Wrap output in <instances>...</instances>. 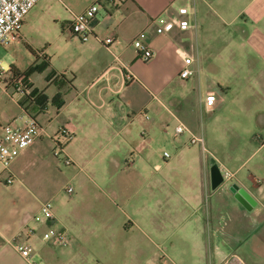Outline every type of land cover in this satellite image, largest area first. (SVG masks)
<instances>
[{
  "label": "crops",
  "instance_id": "obj_1",
  "mask_svg": "<svg viewBox=\"0 0 264 264\" xmlns=\"http://www.w3.org/2000/svg\"><path fill=\"white\" fill-rule=\"evenodd\" d=\"M95 2L93 34L81 43L69 25ZM38 6L41 18L60 26L56 37L26 69L0 60L2 75L10 67L24 74L33 64H47L39 73L46 75L42 88L33 84L38 72L27 75L24 93L12 88L24 96L22 107L0 125L1 135L13 119L34 118L42 129L11 164L12 184L0 166V264H95L87 255L101 256L96 264H106L109 255L146 256L139 264H264V62L232 74L244 86L215 74L216 64L238 61L246 47H264V0H87L76 11L61 0ZM181 8L188 10L191 30L172 23ZM134 40L153 52L151 60L139 58ZM184 67L193 74L182 80ZM200 76L208 81L199 83ZM13 78L16 87L21 80ZM33 90L46 96L44 111L27 99ZM209 92L212 105L204 101ZM57 93L59 108L51 103ZM179 121L203 138L205 151L189 145L188 133H175ZM61 128L71 134L64 155L74 176H102V183L87 186L98 219L79 217L65 200L53 205V221L34 220L53 200L40 196L59 189L63 160L53 154V137ZM211 160L232 174L215 190ZM233 184L252 197L251 210L234 199ZM50 227L66 229L73 241L61 247L44 242ZM15 243L31 247L27 260Z\"/></svg>",
  "mask_w": 264,
  "mask_h": 264
},
{
  "label": "built area",
  "instance_id": "obj_2",
  "mask_svg": "<svg viewBox=\"0 0 264 264\" xmlns=\"http://www.w3.org/2000/svg\"><path fill=\"white\" fill-rule=\"evenodd\" d=\"M41 0H0V47L8 46L11 43L20 41V31L23 25V21L26 15L40 2ZM100 9V3L95 2L90 5L82 13L74 15L70 25L69 31L77 38L81 43L87 42L93 34V21ZM178 17L172 23L182 31L191 30L194 25L190 22L188 17L187 8H181L177 12ZM159 33L161 29L157 30ZM112 40L110 38L105 40V44L110 45ZM133 47L139 58L143 62H148L153 58V52L145 46L139 40L133 41ZM3 68L0 62V80L2 77ZM193 72L184 67L179 73V77L184 80L191 76ZM126 80H132L131 74H126ZM25 87L20 83L16 87L18 93H24ZM205 103L212 105L215 102L214 93H207L204 97ZM41 127L34 120V118H28L24 123L21 117L13 119L9 123L5 124L1 128L0 135V166L4 172L7 173L5 180L6 184H12L14 181L13 173L11 172V164L17 157V155L26 150L32 145L35 140L41 134ZM189 135V145H199L202 150L204 148V140L200 136H196L182 123L178 122L175 127V133L182 135L184 133ZM71 139V134L68 130L61 128L53 137L56 142V148L54 150V156L63 160L65 165H70L71 161L64 155V145ZM166 158H169L167 153H164ZM223 183L230 180L232 174L223 169L222 172ZM68 193L72 192L69 187L66 190ZM53 205L51 201H47L42 204L41 212L34 217L35 222H50L54 220ZM71 236L69 232L64 228H52L47 229L43 235L42 240L50 243L53 246H66L70 242ZM14 248L19 255L27 260L31 254V247L22 244L15 243Z\"/></svg>",
  "mask_w": 264,
  "mask_h": 264
},
{
  "label": "rangeland",
  "instance_id": "obj_3",
  "mask_svg": "<svg viewBox=\"0 0 264 264\" xmlns=\"http://www.w3.org/2000/svg\"><path fill=\"white\" fill-rule=\"evenodd\" d=\"M68 9L71 10H78L86 5L87 0H61ZM44 3V1H43ZM37 6V5H36ZM34 7L28 16L27 20H24L22 29L20 31L21 34V41L20 43L11 44L9 46H2L0 47V60L2 62L9 63V65L14 64L20 69H26L30 63H32L38 54H42L45 48L47 47L48 41L53 40L58 33L57 30H60V26L56 25L54 20L50 19H43L40 17V10L39 6ZM208 51L211 53L213 52V47L207 48ZM223 51L230 49V48H222ZM235 49V48H232ZM246 54L239 52L241 57L236 60L235 62H226V63H219L216 64L217 70L215 74L219 75L220 77L228 78L227 81L231 82L232 86H244L245 80H234L231 76L235 72H245L247 70L254 69H261L264 62V47L257 44L253 47H246L245 48ZM52 53V52H50ZM214 74V73H211ZM214 74V75H215ZM192 77V76H191ZM190 77V81H192ZM216 77V78H215ZM214 78L217 79L220 83H224L225 80L215 76ZM46 79V75L34 73L32 74V80L34 87L42 88ZM230 79V80H229ZM208 81L204 76H200L199 83ZM16 83L13 78V73L9 70L7 74H3L0 80V125L4 123L5 119L10 116H18V111L20 107H22L21 103L24 99V96L18 98L19 96L14 93L13 89ZM195 87V85H189V87ZM13 88V89H12ZM195 91H198L195 87ZM7 93L6 95H3ZM50 93V92H49ZM11 94V95H10ZM16 99H18L16 102ZM49 110H53L49 108ZM40 122L43 119H39ZM61 160V159H60ZM60 165H58V170L61 172L60 177L56 179V185L59 186L56 188V194L53 195L50 193H46L47 196L42 195L40 196L41 199L47 200L48 198H52L51 200L52 205L60 206L62 202L67 200L68 202H72L73 205H76V215L79 217H87L90 214H94L96 219H98L97 214V205L95 203L91 204V200H96V196L91 192V189L87 186L92 185L94 183H102V176L101 175H84L79 174L75 175V169L71 165H65L62 161H58ZM80 185H84L81 189ZM86 185V186H85ZM71 188L74 190L72 194L67 193V188ZM48 192V191H47ZM54 194V193H53ZM96 225V224H95ZM98 225V224H97ZM73 238L70 239L71 243ZM94 257V263L98 261L97 255H87L86 258ZM129 255H109L104 258V262L106 264H139L143 262L146 256H135L136 258Z\"/></svg>",
  "mask_w": 264,
  "mask_h": 264
},
{
  "label": "trees",
  "instance_id": "obj_4",
  "mask_svg": "<svg viewBox=\"0 0 264 264\" xmlns=\"http://www.w3.org/2000/svg\"><path fill=\"white\" fill-rule=\"evenodd\" d=\"M37 59V56L35 57ZM47 67V64H33L31 65L24 74H20L18 71H13L14 76H19L21 80V84L26 87V77L30 73L38 72L41 73L45 68ZM10 70L12 71L13 68L10 67ZM47 81L55 82V79L52 80V76L47 77ZM27 99L32 102V104H35V106L38 107L39 111H44L47 104V98L46 96L37 90H33L30 94L26 95ZM51 103L59 108L62 105L61 95L60 93H57L51 100ZM24 110L27 111V107H24Z\"/></svg>",
  "mask_w": 264,
  "mask_h": 264
},
{
  "label": "water",
  "instance_id": "obj_5",
  "mask_svg": "<svg viewBox=\"0 0 264 264\" xmlns=\"http://www.w3.org/2000/svg\"><path fill=\"white\" fill-rule=\"evenodd\" d=\"M211 169H210V179H211V189L215 190L223 183V177L221 171L219 170L217 164L214 160H211ZM229 191L233 194L234 199L243 206L246 210H251L255 206V202L252 197L242 188H239L237 185L233 184L229 187Z\"/></svg>",
  "mask_w": 264,
  "mask_h": 264
}]
</instances>
